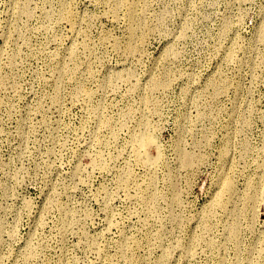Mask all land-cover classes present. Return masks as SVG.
<instances>
[{
    "label": "rangeland",
    "instance_id": "rangeland-1",
    "mask_svg": "<svg viewBox=\"0 0 264 264\" xmlns=\"http://www.w3.org/2000/svg\"><path fill=\"white\" fill-rule=\"evenodd\" d=\"M0 264H264V0H0Z\"/></svg>",
    "mask_w": 264,
    "mask_h": 264
},
{
    "label": "bare ground",
    "instance_id": "bare-ground-1",
    "mask_svg": "<svg viewBox=\"0 0 264 264\" xmlns=\"http://www.w3.org/2000/svg\"><path fill=\"white\" fill-rule=\"evenodd\" d=\"M138 144H139V146H140L141 148H145L146 146H148L149 144H151V139L148 138V137H146V136H141V137L139 138V140H138ZM225 187H226L227 189L230 188V184H229V182H226V183H225Z\"/></svg>",
    "mask_w": 264,
    "mask_h": 264
}]
</instances>
